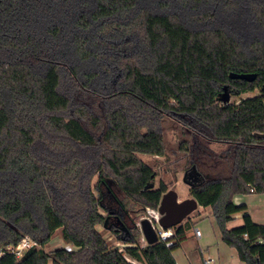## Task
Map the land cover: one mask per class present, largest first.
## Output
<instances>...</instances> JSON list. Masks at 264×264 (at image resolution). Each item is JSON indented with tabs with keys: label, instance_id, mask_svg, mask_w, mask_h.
Here are the masks:
<instances>
[{
	"label": "trees",
	"instance_id": "trees-1",
	"mask_svg": "<svg viewBox=\"0 0 264 264\" xmlns=\"http://www.w3.org/2000/svg\"><path fill=\"white\" fill-rule=\"evenodd\" d=\"M225 85L257 93L224 104ZM166 119L190 195L264 264V224L234 202L264 193V0H0V251L40 245L0 264H178L190 219L171 246H143L135 222L172 184L141 157L167 155ZM58 229L74 247L46 252Z\"/></svg>",
	"mask_w": 264,
	"mask_h": 264
},
{
	"label": "rangeland",
	"instance_id": "rangeland-1",
	"mask_svg": "<svg viewBox=\"0 0 264 264\" xmlns=\"http://www.w3.org/2000/svg\"><path fill=\"white\" fill-rule=\"evenodd\" d=\"M223 92V91H222ZM257 91L253 93L243 94L241 96L236 95L232 89H230L229 94L231 95L230 102H237L240 98L246 96H252L256 94ZM164 135L167 144V155L166 156H148L142 155L141 157L150 165L154 167L157 171V177L155 179L156 185L160 183L161 180H165L166 182H171L170 189H175L179 197H184L189 194V185L184 181L185 173L182 170L183 160H181L180 156L182 155L179 152L178 146L183 135L181 134L180 129L178 128V123L172 120L166 119L163 123ZM222 145H215L214 148L217 150L223 149ZM177 173V174H176ZM97 182V177L94 178L93 185ZM244 196L242 194H237L234 197V202L236 204L242 203ZM189 197H192L191 195ZM205 207L197 209L194 211L186 220L192 218L194 220V224L191 230L187 232V239L183 242V251L187 254L190 259L195 261L197 264H204V258L207 259L209 256L214 257L215 262L213 264H221V262L217 259L216 254L213 251L215 246V240L220 239L221 233L216 223V220L212 214H208L204 211ZM209 210V209H208ZM137 216V215H136ZM136 218V217H135ZM185 220V221H186ZM184 221V222H185ZM183 222V223H184ZM242 224V219H239L237 215L235 219L229 224V227H238ZM99 230L103 231L106 238L109 242L115 246L123 248V243L119 242L115 236H113L109 231L103 229V227L99 226ZM199 229L203 236L202 238H197L195 236V230ZM210 246L209 249L207 246ZM65 247L68 248L69 245L64 241L62 237V230L58 229L53 235L52 239L44 246V250L46 252H50L57 248ZM204 254V256L202 255ZM230 260V259H229ZM229 263V262H227ZM49 264H52L50 262ZM226 264V263H222ZM230 264V263H229ZM239 264H245L239 259Z\"/></svg>",
	"mask_w": 264,
	"mask_h": 264
},
{
	"label": "water",
	"instance_id": "water-1",
	"mask_svg": "<svg viewBox=\"0 0 264 264\" xmlns=\"http://www.w3.org/2000/svg\"><path fill=\"white\" fill-rule=\"evenodd\" d=\"M257 77V74H240L232 72L230 74L231 79H244L247 81H253ZM231 95L229 94V86L223 87V92L220 95V101L224 104L230 103ZM197 179L196 168L184 175V181L190 184ZM150 187H154V183H151ZM199 203L193 198H186L179 200V194L175 189L168 190L162 197L159 205V212L161 214L160 225L165 228H174L183 224V222L198 209ZM143 235L148 244H154L159 241V237L155 227L152 223L145 219L141 223Z\"/></svg>",
	"mask_w": 264,
	"mask_h": 264
},
{
	"label": "crops",
	"instance_id": "crops-1",
	"mask_svg": "<svg viewBox=\"0 0 264 264\" xmlns=\"http://www.w3.org/2000/svg\"><path fill=\"white\" fill-rule=\"evenodd\" d=\"M190 193L185 195L184 197H179V200H184L186 198H190ZM242 203L247 204L248 206V213L251 215L252 219L259 223V224H264V193H251L249 195L244 196V199ZM240 203V204H242ZM201 206L199 205L198 209H200ZM209 209V210H208ZM204 211L207 212L208 214H212V209L211 207H205ZM237 216V215H236ZM235 216V217H236ZM239 219H242V224H243V216L244 214H238ZM192 222L194 223V220L192 218ZM241 224V225H242ZM240 226V225H239ZM231 228V227H230ZM221 235V234H220ZM196 236V233H195ZM203 234L198 237V239L202 238ZM216 242L214 243L215 246L213 248L214 253L217 256V259L222 263L226 264H239V257L237 254V251L235 248L228 246L222 241V238L216 239ZM209 245L207 248L209 249ZM176 261L178 264H197L195 261L190 259V257L187 256V254L183 251V243L181 244V247L177 250L174 251L173 253ZM204 256V254L202 253ZM204 258V264H207L206 262L210 260L211 262L209 264H213L215 262L214 257L209 256V258L205 259ZM230 259V260H229ZM229 262V263H227Z\"/></svg>",
	"mask_w": 264,
	"mask_h": 264
},
{
	"label": "built area",
	"instance_id": "built-area-1",
	"mask_svg": "<svg viewBox=\"0 0 264 264\" xmlns=\"http://www.w3.org/2000/svg\"><path fill=\"white\" fill-rule=\"evenodd\" d=\"M158 208H151V207L146 208L145 210L137 214L135 218L136 225L140 229V232H141V242L143 246L148 244V242L146 241L143 235L142 225H141L142 221L145 219H148L152 223V225L155 227L160 241L166 242L168 246H171L174 244L173 238L175 235V228L165 229L160 225L159 221L161 218V214ZM195 233H196V236L198 237L202 235V232L199 229H196ZM39 247L40 245L36 240H34L28 235H25L17 245L9 246L5 249H2L0 251V258L5 253H8V254L14 255L18 260H20L23 258V256L28 250L32 248H39ZM73 247H74L73 245H69L68 248H73ZM210 262L211 261L208 260L206 263L209 264Z\"/></svg>",
	"mask_w": 264,
	"mask_h": 264
}]
</instances>
